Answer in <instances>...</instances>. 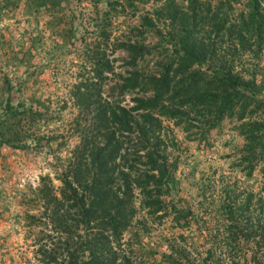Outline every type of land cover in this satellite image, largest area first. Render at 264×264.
Here are the masks:
<instances>
[{"label": "rangeland", "instance_id": "obj_1", "mask_svg": "<svg viewBox=\"0 0 264 264\" xmlns=\"http://www.w3.org/2000/svg\"><path fill=\"white\" fill-rule=\"evenodd\" d=\"M260 2L0 0V264H38L24 197L76 141L87 113L74 104L71 88L87 80L99 52L120 58L122 52L112 49L117 34L141 37L149 47L136 62L144 73L161 74L169 61L167 76L175 86L157 110L160 158L169 169L162 195L168 209L145 229L134 222L124 231L132 249L144 252L148 263L140 264H185L187 251L199 264H264ZM181 16L187 20L180 23ZM182 25L197 44L213 39L220 55L218 65L208 54L200 65L185 61L188 70H201L187 89L175 84L182 74L176 55L189 57L176 42ZM217 66L237 83L229 86L221 71L209 70ZM112 79L107 72L102 95ZM16 108L24 112L20 125L11 113ZM50 132L61 137L41 138L36 148L33 137Z\"/></svg>", "mask_w": 264, "mask_h": 264}, {"label": "trees", "instance_id": "obj_2", "mask_svg": "<svg viewBox=\"0 0 264 264\" xmlns=\"http://www.w3.org/2000/svg\"><path fill=\"white\" fill-rule=\"evenodd\" d=\"M186 20L180 17V23ZM180 31L176 42L189 57L176 55L175 67L182 74L181 82L175 84L187 89L201 70H188L185 61L200 65L208 54L207 59L218 65L220 55L215 54L213 39L197 44L189 28L182 25ZM100 35L105 38V31L100 30ZM112 49L122 52L120 58L113 55L109 59L99 52L87 80L71 88L74 104L87 113L75 134L76 141L61 154L62 162L51 163L50 173L38 175L24 197V220L27 227L35 229L32 256L38 264L148 263L144 257L142 260L143 251L132 249L131 238L125 237L124 231L134 222L143 230L147 222L156 221L168 209L162 195L169 169L160 158L157 110L166 92L175 88L167 76L169 61L161 74L144 73L136 62L149 47L138 36L120 38L117 34ZM220 69L209 68L213 74ZM107 72L113 79L107 94L102 95ZM222 76L229 86L237 83L230 72ZM18 109L11 113L17 116L14 123L20 125L24 112ZM53 136L61 134H37L33 144L41 147V138ZM186 254L185 264H199L191 261L190 252Z\"/></svg>", "mask_w": 264, "mask_h": 264}]
</instances>
